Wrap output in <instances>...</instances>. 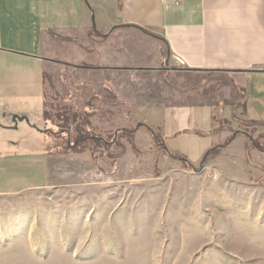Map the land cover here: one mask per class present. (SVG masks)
Masks as SVG:
<instances>
[{"label":"rangeland","instance_id":"rangeland-1","mask_svg":"<svg viewBox=\"0 0 264 264\" xmlns=\"http://www.w3.org/2000/svg\"><path fill=\"white\" fill-rule=\"evenodd\" d=\"M56 80L44 126L0 125V153L24 158L0 174V191L21 188L0 195V264H264V165L188 166L140 120H104Z\"/></svg>","mask_w":264,"mask_h":264},{"label":"crops","instance_id":"crops-1","mask_svg":"<svg viewBox=\"0 0 264 264\" xmlns=\"http://www.w3.org/2000/svg\"><path fill=\"white\" fill-rule=\"evenodd\" d=\"M57 73L104 120H140L172 159L198 167L241 132L216 158L264 165L238 129L264 136V0H0V125L44 126ZM9 154L7 181L24 160Z\"/></svg>","mask_w":264,"mask_h":264},{"label":"trees","instance_id":"trees-1","mask_svg":"<svg viewBox=\"0 0 264 264\" xmlns=\"http://www.w3.org/2000/svg\"><path fill=\"white\" fill-rule=\"evenodd\" d=\"M45 116L46 117L48 116L47 113H45ZM121 132L127 133L126 131H121ZM129 133H131V132H129ZM238 135H239V133H233L232 136L224 144H222V145L212 149L211 151H209L206 154V156L202 159V161L200 162L199 168L204 167V165L207 162V158L209 156H211V157L217 156L223 150V148H225ZM92 140H94L95 142H104L105 143V141H103L101 138H93ZM82 141H83V139H78V138L75 139V143H76L75 147L78 146L80 144V142H82ZM250 141H251L252 147H254L258 151L264 153V147L257 145V143L255 141H253L252 139H250Z\"/></svg>","mask_w":264,"mask_h":264},{"label":"water","instance_id":"water-1","mask_svg":"<svg viewBox=\"0 0 264 264\" xmlns=\"http://www.w3.org/2000/svg\"><path fill=\"white\" fill-rule=\"evenodd\" d=\"M11 121H12V123H13V127H12V129H16V125L18 124V123H20V122H28V119L26 118V117H24V116H18V115H12V117H11Z\"/></svg>","mask_w":264,"mask_h":264},{"label":"built area","instance_id":"built-area-1","mask_svg":"<svg viewBox=\"0 0 264 264\" xmlns=\"http://www.w3.org/2000/svg\"><path fill=\"white\" fill-rule=\"evenodd\" d=\"M182 0H174V5L178 6Z\"/></svg>","mask_w":264,"mask_h":264}]
</instances>
